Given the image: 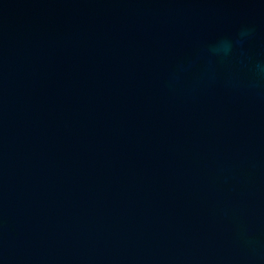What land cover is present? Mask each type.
Instances as JSON below:
<instances>
[{"label":"water","instance_id":"1","mask_svg":"<svg viewBox=\"0 0 264 264\" xmlns=\"http://www.w3.org/2000/svg\"><path fill=\"white\" fill-rule=\"evenodd\" d=\"M258 65L264 0H0V264H264Z\"/></svg>","mask_w":264,"mask_h":264},{"label":"clouds","instance_id":"2","mask_svg":"<svg viewBox=\"0 0 264 264\" xmlns=\"http://www.w3.org/2000/svg\"><path fill=\"white\" fill-rule=\"evenodd\" d=\"M246 33H242V35H245ZM258 69L261 71V72H264V65H258L257 66Z\"/></svg>","mask_w":264,"mask_h":264}]
</instances>
